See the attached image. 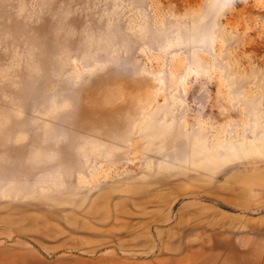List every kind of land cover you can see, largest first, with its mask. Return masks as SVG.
<instances>
[{"label": "rangeland", "instance_id": "rangeland-1", "mask_svg": "<svg viewBox=\"0 0 264 264\" xmlns=\"http://www.w3.org/2000/svg\"><path fill=\"white\" fill-rule=\"evenodd\" d=\"M0 264H264V0H0Z\"/></svg>", "mask_w": 264, "mask_h": 264}]
</instances>
